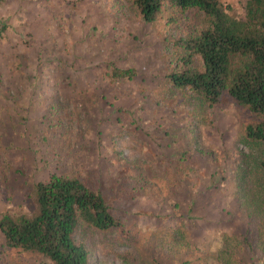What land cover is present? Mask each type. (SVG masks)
<instances>
[{
	"label": "rangeland",
	"instance_id": "rangeland-1",
	"mask_svg": "<svg viewBox=\"0 0 264 264\" xmlns=\"http://www.w3.org/2000/svg\"><path fill=\"white\" fill-rule=\"evenodd\" d=\"M223 1L242 12L244 0ZM201 23L197 10L170 2L153 23L131 0L0 4V218L30 211L34 183L68 173L99 187L118 216L136 221L149 253L165 252L147 232L159 229L156 222L192 218L198 225H185L189 239L207 252L224 244V233L245 231L244 193L257 195V175L264 178L245 161L260 152L242 141L253 113L229 98L210 106L163 81L175 65V41ZM116 66L137 75L113 81ZM78 240L91 264L137 255L111 234L88 231ZM3 242L0 233V264H44Z\"/></svg>",
	"mask_w": 264,
	"mask_h": 264
},
{
	"label": "trees",
	"instance_id": "trees-1",
	"mask_svg": "<svg viewBox=\"0 0 264 264\" xmlns=\"http://www.w3.org/2000/svg\"><path fill=\"white\" fill-rule=\"evenodd\" d=\"M168 2L184 11L197 10L202 23L191 35L175 41V65L163 81L177 91L192 92L210 106L229 98L250 110L254 120L245 127L242 141L260 152L246 156L245 161L264 176V0H244L240 13L223 0H131L148 23L158 19ZM136 75L134 67L116 66L111 71L113 81ZM252 155L257 159L251 161ZM247 180L242 169L240 181L247 184ZM257 183V195L244 193L243 207L249 217L245 231L224 233V244L213 252L189 239L185 225L198 224L186 216L179 224L156 222L154 227L159 229H148V235L160 238L165 252L143 251L139 224L118 216L99 187L68 173H53L35 182L33 208L4 213L0 233L6 249L33 254L44 264H91L85 240H78L88 231L111 234L119 244L136 249L137 255H121L124 264H173L175 256L178 264H264V178L257 175Z\"/></svg>",
	"mask_w": 264,
	"mask_h": 264
}]
</instances>
